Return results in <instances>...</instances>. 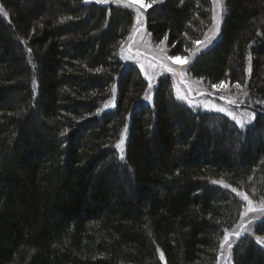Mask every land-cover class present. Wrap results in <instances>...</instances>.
I'll use <instances>...</instances> for the list:
<instances>
[{
	"label": "trees",
	"instance_id": "1",
	"mask_svg": "<svg viewBox=\"0 0 264 264\" xmlns=\"http://www.w3.org/2000/svg\"><path fill=\"white\" fill-rule=\"evenodd\" d=\"M0 9V264H217L244 209L232 189L264 197V0H225L219 37L192 59L211 0L143 13L155 43L167 36L168 55L189 58V77L241 84L234 108L254 114L243 128L189 107L169 75L144 102L147 79L120 57L135 20L126 5L0 0ZM252 230L232 264H264V218Z\"/></svg>",
	"mask_w": 264,
	"mask_h": 264
},
{
	"label": "rangeland",
	"instance_id": "2",
	"mask_svg": "<svg viewBox=\"0 0 264 264\" xmlns=\"http://www.w3.org/2000/svg\"><path fill=\"white\" fill-rule=\"evenodd\" d=\"M87 2H95V0H87ZM211 5H212V16H213V11L218 9L214 0H211ZM132 9L135 10L134 28L132 33H130L131 35L127 38L123 46H121L122 48L120 51L121 54L120 57L122 58L125 65L136 64L137 66H139L140 69H141L140 65H144V71H142L143 75L145 76L146 79L147 76L153 77L154 84H156V82L162 76L169 75L174 81V88L176 92L175 95L177 96V92H179L181 96L186 97V99H181V100L185 101L187 104H189L190 101L191 104H189V107L191 106L194 109H198V110L219 112L212 107V105H216L217 107L224 108L226 110L225 112H221L223 114L227 115V112H232L234 115H236L238 119L243 121L248 120V114H245V112H242L241 110L234 108V104H236L237 101L240 103V101H242L244 98L242 94L243 92H241L240 89H237L235 85L233 86L227 84L228 87L226 88L214 89L212 85H209L204 81L192 79L187 74V68L189 62L184 63L180 61V62H176L175 64H171V67L174 68L175 74L168 73L164 69H162L159 66V64L163 53H161L160 48L157 47L158 45H160V43H155L152 40L150 34L146 31L144 25L143 13L147 9L140 10L141 18L139 22L136 21V16H137L136 8L133 7ZM219 34H220V30L216 34V37L212 42H214L219 37ZM207 35L208 36L213 35V24L211 25L210 30H208ZM162 47L166 49V53L168 55V51L165 45H162ZM197 52L198 51L196 49V51H194L193 54L191 55L192 56L191 59L194 57V55H196ZM126 57H130V58L125 59ZM145 73H147V76L145 75ZM114 96L115 94H113L112 97H110L111 98L110 101L107 102L111 106L115 101ZM233 101L235 102L233 103ZM144 102H146L145 99ZM227 117L230 116L227 115ZM125 143H126V139H125ZM218 185L225 187V185L222 183H218ZM234 193L243 202L244 209L239 217L240 219L237 222V224L231 230L227 231L230 234L229 240L227 242H224L223 245L220 243V252H219L217 264H232V259L230 255L235 242L243 235H252L253 234L252 229L254 227V224L257 221L264 218V197L260 201H252L249 198L248 200L243 199V197L239 195V193H242L241 191H235ZM249 201H251V204H249ZM249 207H251L253 211H248ZM236 232H240L239 238L234 235V233ZM228 243L232 244L231 249L227 247Z\"/></svg>",
	"mask_w": 264,
	"mask_h": 264
},
{
	"label": "snow or ice",
	"instance_id": "3",
	"mask_svg": "<svg viewBox=\"0 0 264 264\" xmlns=\"http://www.w3.org/2000/svg\"><path fill=\"white\" fill-rule=\"evenodd\" d=\"M85 2H87V0H85ZM110 2L115 3V4L123 3L128 8L135 7L136 12H137L136 21L139 22V20L141 18V12H140L141 9L146 10L148 8L153 7V5L162 4V3H164V0H150V2H148V3H145L144 0H95V3H98V4H107ZM214 2L216 3L218 10L213 11V16H212L213 35L208 36L207 34H205V39L202 41L201 40H193L192 43L197 46V51H202L203 49H206L211 44V42L215 39L216 34L219 32L220 26L223 22V18H224L223 13H224L225 9H223L222 6L225 4V0H214ZM181 3H183V0H181ZM0 11H2V9H0ZM4 14L7 15V13H4ZM166 39H167V36H165V39L161 40L160 45L157 46L160 48L161 53H163V55L161 56V59H160L159 66L162 69H164L166 72L175 74L174 68L171 67V64H175L176 62H180V61H182L184 63H188L189 58L184 57L182 59L180 56L167 55L166 49H164L162 47V45H164ZM121 45L123 46V41H121ZM29 51H31V50L29 49ZM128 58H130V57H126L125 59H128ZM140 67H141V71H144V65H140ZM96 72L97 73L101 72V69H96ZM145 75L147 76V73H145ZM147 79H148L149 83H148V89H146L147 94L144 96V99L145 100H151L152 99V94H151L152 90L154 88H156L157 85L154 84L153 77L147 76ZM33 83L35 84V79H33ZM212 87L214 89H220V88H226V87H228V85L225 83V81L222 80L218 84H213ZM235 87L237 89H241L242 86H241V84L237 83L235 85ZM113 90H115V85H113ZM244 95L247 96L248 93L244 92ZM177 98L178 99H186V97L181 96L179 94V92H177ZM234 102L235 101H233V103ZM261 103H264V101H261ZM189 104H191L190 101H189ZM110 106L111 105H109L108 103H105L104 109L98 110L97 113H95L94 115H99L101 111L108 109ZM212 107L215 108L219 112H225L226 111L224 108L217 107L216 105H212ZM227 115L230 116L233 120H235L236 123L239 124V126L241 128L245 127L246 123H251V121L254 119L253 113H248V120L247 121H243V120L238 119L236 117V115H234L232 112H227ZM126 129H127V125H125V131H122L120 133L119 140L115 145V147L120 150L119 159L121 161L125 160L124 146H125V139H126ZM66 131L60 132V136L61 137L65 136ZM213 183H222V182L213 181ZM225 187H228V185H225ZM232 191L235 192L236 189L233 188ZM239 195H241L243 197V199L248 200L247 195H245L244 193H239ZM249 204H251V201H249ZM248 211H253V209L251 207H249ZM229 235L230 234L225 230L224 240L221 242L222 245L224 244V242H227L229 240ZM234 235L239 238L240 232H236V233H234ZM227 247L229 249H231L232 244L228 243ZM161 258H163V254H161Z\"/></svg>",
	"mask_w": 264,
	"mask_h": 264
}]
</instances>
